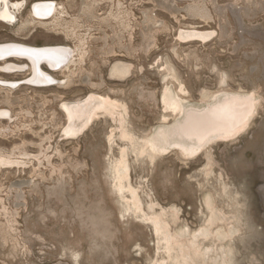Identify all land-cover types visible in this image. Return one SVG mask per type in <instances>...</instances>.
I'll use <instances>...</instances> for the list:
<instances>
[{
	"label": "rangeland",
	"instance_id": "1",
	"mask_svg": "<svg viewBox=\"0 0 264 264\" xmlns=\"http://www.w3.org/2000/svg\"><path fill=\"white\" fill-rule=\"evenodd\" d=\"M26 1L16 26L0 25V44L76 51L63 70L44 67L53 79L45 86L29 84L28 70L0 74L9 80L0 86L17 84L0 91V109L10 111L0 119V153L23 162L0 168V264H176L151 219L170 225L171 254L180 255V239L209 225L210 197L224 219L211 225L208 238L198 235L200 249L211 245L210 257L222 253L218 263L224 255L230 264H264V0H53L61 9L56 30L38 25L25 35L21 20L40 0ZM191 6L203 7L205 16ZM192 27L214 34L206 43L182 42L180 32ZM123 66L130 71L121 76L116 70ZM166 88L184 106L231 91L253 95L256 107L238 138L213 143L199 157L184 158L177 149L137 155L136 147L176 119L164 110ZM91 95L116 102L122 121L100 113L67 137L63 104ZM122 152L128 179L120 192L113 167ZM229 227V239L218 241L216 231ZM191 250L186 264H200Z\"/></svg>",
	"mask_w": 264,
	"mask_h": 264
},
{
	"label": "bare ground",
	"instance_id": "2",
	"mask_svg": "<svg viewBox=\"0 0 264 264\" xmlns=\"http://www.w3.org/2000/svg\"><path fill=\"white\" fill-rule=\"evenodd\" d=\"M26 3H27L26 0H8L7 4L0 3V16H2V14L6 11L12 17V19L0 18V25L16 26L17 23L20 21L19 14H20L21 10L24 8V6L26 5ZM95 3H96V1H95ZM31 4L29 6L28 18L25 20H21L22 23L20 25V27L23 29V31H26L25 35H28L30 32H32L34 30V28H36L38 25L39 26L43 25L42 27L44 29L45 28L48 29L49 31L50 30H56V27L59 26V23H58L59 19L57 17L59 16L58 14H61L60 11H58V8H59L58 3L53 2V0L52 1L51 0H42V1L40 0L36 3H34V5H32V7H31ZM198 6H199V4H198ZM198 6L197 7L191 6L190 10L191 11L193 10L197 14L199 13L200 15L202 14L203 16H205L203 7L198 8ZM61 8H63V7H61ZM188 10H189V8H188ZM52 14H53V16L49 20H47L48 17H50V15H52ZM202 15H201V17H203ZM47 23H50V25ZM212 34H214V33L211 31H200L197 29L195 30L193 28L190 30H184V31L180 32L179 39L182 40V42H187V43H190L192 40L193 41L195 40L196 42L198 41L201 43H206L208 40H211ZM0 46H2L5 50H8L10 48L32 47V48H36V49L55 48L59 51L60 55L63 57V59L61 60V62L59 64H56L52 61L44 60L39 65H37L35 60L29 56L5 57L3 60H0V74L7 75V76L13 75L16 77L20 74H23V72L25 73V70H28L29 73L31 74V77H29L27 82H29V84L33 83L34 85H37V86H45V85L50 84L53 81L52 77L48 74V72H46L44 67L51 69V70H55V71L58 69L63 70L72 61H74V60H72V58H73L72 56L74 54L75 49L72 50V49H70V47L68 48L66 46L59 45V44L35 46L34 47V46H28V45L21 44V43H5V44H0ZM79 46H78V48H80ZM79 52H81V51H79ZM81 53H83V52H81ZM125 66L127 67V64ZM125 66H123V68H118L116 70L117 74H119L121 76L127 75L128 70L130 71V69H129L130 66H129V68H126ZM38 71L40 73H43L42 77L40 75H38ZM49 72H51V71H49ZM56 72H58V71H56ZM1 79H5V81H7L6 78H0V80ZM2 81H4V80H2ZM20 81L21 80H19V82ZM7 84L10 86L9 87L0 86V91H2V90H4V91L14 90V88L17 85L16 83H13V82L7 83ZM220 91H222V90H220ZM233 91H235V90H233ZM182 99L183 98H181L179 95L167 90V88H166V90L162 94V99H161L163 104H164V110L168 113L170 111L173 114H175L176 119H174V121L170 125L160 127L156 131V133L153 135V137L150 136L151 138L149 137L146 140H144V143L140 147H138V148L136 147L137 149L135 148V150H133V151L137 155H142L148 151L150 156L153 157L155 155V153L168 154L173 149L174 150L177 149L179 151L180 155L184 158L189 159V158L196 157L197 155L201 154L200 152H202L203 149L205 150L206 147L208 148V146L209 145L211 146V144H213V143H217V142H226L227 143V142L234 141L236 138H238L239 135H241V132L243 133V130L246 129L247 125H249L248 123H249V121H250V119L254 113L255 107H256V99L253 97V95L241 94V93H231V91H230V93L226 92L225 94H223L221 96L219 94H215V93L212 94L211 93V94L207 95L206 98L201 101L203 103V105H200V106H193V105L184 106V104H183L184 101L182 102ZM111 101L109 102L106 99H99V98H96L95 96L91 95L89 98H87L83 101L63 104V108L65 110V116L67 118V126L64 129L65 135L69 138L77 137L78 134L83 132V130L88 127V125L91 123V121L94 119V117L100 113H107L112 117L113 120L121 122L122 121V117H121L122 111L120 113L118 111L119 110L118 106L115 104L116 102L112 103ZM3 102H5V101H3ZM198 103H200V102H198ZM9 116H10L9 110L0 109V119L5 118V117L9 118ZM163 117L166 119L167 115L163 116ZM164 121H166V120H164ZM166 122L168 123L169 121H166ZM116 123H118V122H116ZM163 123H165V122H163ZM151 133H152V131H151ZM125 157H126L125 152L124 153L122 152L121 159L119 161H117L116 165L113 167V170H114L113 179L116 182L115 187H117V189L120 192L127 189L125 184H124V181L126 179H128V164H127ZM197 157H199V156H197ZM135 158H137V157H135ZM18 164L21 165V164H23V162H21V161L19 162L18 160L13 159L12 154H5L2 152L0 153V168L8 167V166L13 167V165L15 166ZM210 165H211V163H210ZM212 167H209V168H212ZM129 191H130L129 193H131L130 195H132L134 199H137L136 189L134 190L132 188ZM120 194H122V193H120ZM214 199H215L214 197H210L208 199H205V200H207L206 201L207 208L210 211L209 219H208L210 223L207 222V224H209L208 226L204 225L199 230V232L197 231L199 234L198 233H192L189 236L188 235L189 233L187 234L188 229L187 230L182 229V228L180 229L181 236L183 235V237H185L184 235H186V234L189 236V237L187 236L188 238L183 240V241L181 238L180 243L178 242L179 240L177 239L178 240L177 243L180 244L179 248L181 249L180 255H172L171 254L172 251L173 252H176V251L174 250L175 246H173V243H172V241H173L172 237L174 236V233L172 236V234H170L168 232L170 225H169V228L167 229V227L165 225L166 223L164 224L165 221L163 222V220H161L159 217L154 216L151 219L150 217L145 215L146 220H149V219L152 220L153 225H154V232L158 236L159 241L164 242L163 248L165 249L166 254H168L167 255L168 258H171L172 260H176V259L178 260V262L176 264H186L187 260H189V259L192 260L194 258V257L192 258L191 253H189L191 250V248L189 246H193L195 248V250L193 249L194 251L191 250V252L192 251L194 252V255L197 256V257H195V259L197 258V260L199 261L200 264H210V262H212V264H220L221 262H223V264H227L230 262V260H229L230 258L229 257L224 258L223 257L224 255H223L221 258V262L218 263L217 259L222 254L221 252H220L221 254L218 253L217 255H215V256L213 255L210 257L208 253L211 249H213V248H211V245H204L203 248L200 249V246L202 243H200V241L196 242V238L198 237V235L199 236L202 235L203 239H204V237L208 238L209 234L213 233L210 230L212 227L211 225L214 223L216 224L217 223L216 221H218V220L220 221V220L224 219L221 216L222 214L221 215L219 214L220 210L218 211V209H217L218 206L216 207V205H215L216 200H214ZM137 200L139 201V199H137ZM130 205H132V204H130ZM128 208H133V206L128 207ZM134 208L136 210L140 209V206L138 205V203H134ZM150 208H151V206H150ZM128 210H130V209H128ZM97 213H95V214L97 215ZM154 213L156 214L155 211H154ZM92 215H94V214H92ZM175 216L176 215H174V217ZM223 216L225 217V214H223ZM88 218H89V216H88ZM226 218H228V217H226ZM230 218L231 217H229V221H230ZM169 220H171V219H169ZM173 220H175V219L173 218ZM97 221H98L97 218L92 217V222H94V224H98ZM219 221H218V223H220V222L222 223V221H220V222ZM223 221L225 222L226 220H223ZM227 221H228V219H227ZM152 222H150V223H152ZM213 226H215V225H213ZM229 229H230V227H229ZM235 230H237V229H235ZM216 232H214V235L216 233L215 237L218 241H222L225 238L228 240L229 238H227V237L229 234L234 232V228L230 229L229 233H228V231L227 232L216 231ZM175 236H177V234ZM213 240H215V238ZM212 244H213V242H212ZM177 246L178 245L176 244V247ZM187 247L190 248L189 252H188ZM212 247H214V246H212ZM178 249H177V251H178ZM225 255H226V253H225ZM174 263H175V261H174ZM156 264H160V263H156Z\"/></svg>",
	"mask_w": 264,
	"mask_h": 264
},
{
	"label": "snow or ice",
	"instance_id": "3",
	"mask_svg": "<svg viewBox=\"0 0 264 264\" xmlns=\"http://www.w3.org/2000/svg\"><path fill=\"white\" fill-rule=\"evenodd\" d=\"M7 2L8 0H0V3L7 4ZM0 18L12 19V17L6 11L2 14V16H0ZM14 56H29L35 60L37 65H39L44 60L59 64L63 59L59 51L55 48L36 49L32 47H21L5 50L2 46H0V60H3L5 57ZM38 75L42 77L43 73L38 71Z\"/></svg>",
	"mask_w": 264,
	"mask_h": 264
}]
</instances>
